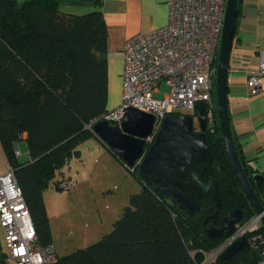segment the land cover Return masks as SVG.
Returning a JSON list of instances; mask_svg holds the SVG:
<instances>
[{"label": "trees", "instance_id": "16d2710c", "mask_svg": "<svg viewBox=\"0 0 264 264\" xmlns=\"http://www.w3.org/2000/svg\"><path fill=\"white\" fill-rule=\"evenodd\" d=\"M60 2L0 0V143L42 243L50 242L44 188L57 169L78 158L81 142L96 137L86 125L108 111L106 26L101 11L66 12L60 9ZM240 2L236 0L234 25ZM211 97L212 119L206 120L204 132L212 158L208 166L198 167L195 173L202 183L216 180L222 211L240 210L236 227L253 211L226 157L215 113L214 81ZM20 139L26 141L29 153V159L23 162L16 160L14 152ZM233 145L242 170L264 204L263 177L254 187L251 175L258 172L243 162L237 145ZM130 173L140 181L141 188L128 195L110 229L86 246L57 254L53 264H200L207 252L222 241L224 236L208 237L201 225L214 209L211 188L190 216L143 182L135 167ZM60 179L62 175L55 188ZM253 234L260 238L252 243L249 238ZM245 238L247 243L241 250L225 259L218 255L209 264H259L264 228L256 226L245 233ZM1 256L4 258V254Z\"/></svg>", "mask_w": 264, "mask_h": 264}, {"label": "built area", "instance_id": "2783aa9c", "mask_svg": "<svg viewBox=\"0 0 264 264\" xmlns=\"http://www.w3.org/2000/svg\"><path fill=\"white\" fill-rule=\"evenodd\" d=\"M225 0H166L167 21L164 25L135 33L122 47L121 98L119 104L99 119L119 125L125 119V110L133 107L151 114L154 122L145 144L153 140L163 118L175 114L177 108L193 110L196 101L206 106L205 121L211 122L213 101L212 78L215 74L213 58L218 46ZM257 63L245 70V89L255 94L264 80V48L256 50ZM166 90H161L159 84ZM160 94V96H156ZM98 119L86 125H91ZM207 124V122H206ZM15 156L20 155L16 146ZM138 160L126 164L133 171ZM57 188L69 190L68 179H60ZM259 215H252L222 241L207 252L200 264L212 262L229 244L260 225ZM0 230L8 253L0 256V264H53L57 253L53 245L39 241L30 211L18 184L13 168L0 174ZM259 235H251L253 243ZM260 242L264 243L263 239ZM264 264V249L258 261Z\"/></svg>", "mask_w": 264, "mask_h": 264}, {"label": "water", "instance_id": "95a60500", "mask_svg": "<svg viewBox=\"0 0 264 264\" xmlns=\"http://www.w3.org/2000/svg\"><path fill=\"white\" fill-rule=\"evenodd\" d=\"M236 0H225L221 31L219 36L215 74L214 104L217 124L232 173L243 192L253 214L259 215L264 228V206L258 200L254 189L242 170L233 145L226 102V75L228 53L235 20ZM206 106L196 101L188 114L166 115L157 128L150 144L145 138L151 133L154 117L133 107L125 110V119L113 125L105 119H98L90 131L107 146L124 164L135 166L136 174L152 189L162 193L172 205L193 215L209 188L213 190V212L204 217L202 228L208 237L220 238L229 235L241 217L237 208L224 212L220 208L217 182L214 178L202 183L195 173L200 166H208L212 153L204 132ZM194 122L198 130H193ZM253 186L258 187L262 175H251ZM247 241L244 235L229 244L219 255L222 259L241 250Z\"/></svg>", "mask_w": 264, "mask_h": 264}, {"label": "crops", "instance_id": "0c3cea01", "mask_svg": "<svg viewBox=\"0 0 264 264\" xmlns=\"http://www.w3.org/2000/svg\"><path fill=\"white\" fill-rule=\"evenodd\" d=\"M59 7L76 14L95 9L101 11L106 26V107L107 110L116 107L121 98L124 41L135 33L164 25L167 21L166 0H61ZM258 48H264V0H241L228 53L227 110L232 141L237 145L243 162L264 179V80L261 89L252 95L246 92L244 85L245 70L256 65ZM87 140L96 154H110L107 158H113L120 164L98 138L92 136ZM117 209L114 205L110 209L105 208L103 215L109 225L116 219ZM100 226V223L92 225L88 239L100 235ZM85 239L86 236L81 241Z\"/></svg>", "mask_w": 264, "mask_h": 264}, {"label": "rangeland", "instance_id": "374dc122", "mask_svg": "<svg viewBox=\"0 0 264 264\" xmlns=\"http://www.w3.org/2000/svg\"><path fill=\"white\" fill-rule=\"evenodd\" d=\"M159 87L161 90H166L162 83ZM174 111L183 114L190 112L184 108H177ZM193 127L198 130L195 122ZM88 143L86 139L79 144L78 158L71 159L57 169L54 178L43 191L50 240L59 255L86 246L97 240L102 233L107 232L111 225L104 218L105 208L116 206L118 213H115L114 218H117L120 208L127 203L128 195L138 192L141 188L140 181L134 175L113 158L112 160L107 158L110 154H96ZM16 146L21 152L16 160L23 162L29 159L26 141L17 140L15 148ZM106 150L108 151L107 148ZM7 166L8 161L0 143V174L7 171ZM60 175L64 179H70L72 187L69 190L55 188V182ZM94 223L101 224V233L96 235L98 238L88 239L90 228ZM84 236L86 239L81 241ZM7 253L6 240L0 230V256ZM8 262L14 264L11 260Z\"/></svg>", "mask_w": 264, "mask_h": 264}, {"label": "flooded vegetation", "instance_id": "af4514ba", "mask_svg": "<svg viewBox=\"0 0 264 264\" xmlns=\"http://www.w3.org/2000/svg\"><path fill=\"white\" fill-rule=\"evenodd\" d=\"M254 184V183H253Z\"/></svg>", "mask_w": 264, "mask_h": 264}]
</instances>
